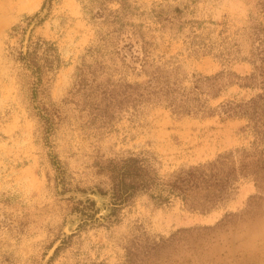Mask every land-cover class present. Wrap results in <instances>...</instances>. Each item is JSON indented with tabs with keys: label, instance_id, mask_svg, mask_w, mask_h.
I'll use <instances>...</instances> for the list:
<instances>
[{
	"label": "rangeland",
	"instance_id": "374dc122",
	"mask_svg": "<svg viewBox=\"0 0 264 264\" xmlns=\"http://www.w3.org/2000/svg\"><path fill=\"white\" fill-rule=\"evenodd\" d=\"M0 264H264V0H0Z\"/></svg>",
	"mask_w": 264,
	"mask_h": 264
},
{
	"label": "trees",
	"instance_id": "16d2710c",
	"mask_svg": "<svg viewBox=\"0 0 264 264\" xmlns=\"http://www.w3.org/2000/svg\"><path fill=\"white\" fill-rule=\"evenodd\" d=\"M31 53H28L26 56V60L31 57ZM217 183L213 186L221 188L223 187L224 183H221L219 179L216 178ZM210 185L208 182L205 181V176L202 170H191L185 175L178 176L173 183V188L175 191H178L181 194H186L189 191H194L197 188H203ZM224 189V188H223ZM216 197V195H214Z\"/></svg>",
	"mask_w": 264,
	"mask_h": 264
},
{
	"label": "bare ground",
	"instance_id": "6f19581e",
	"mask_svg": "<svg viewBox=\"0 0 264 264\" xmlns=\"http://www.w3.org/2000/svg\"><path fill=\"white\" fill-rule=\"evenodd\" d=\"M30 3H31V2H30ZM31 4H32V3H31ZM31 4H30V5H31ZM13 5H14V4H13ZM13 5H11V7H9V10L14 9V8H12ZM26 5H27V4H26ZM14 6H15V5H14ZM33 9H35V6L33 7Z\"/></svg>",
	"mask_w": 264,
	"mask_h": 264
}]
</instances>
